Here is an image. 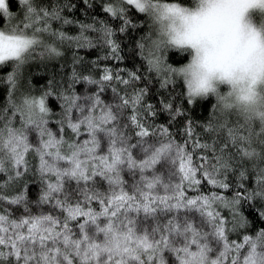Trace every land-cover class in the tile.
<instances>
[{
	"label": "snow or ice",
	"instance_id": "1",
	"mask_svg": "<svg viewBox=\"0 0 264 264\" xmlns=\"http://www.w3.org/2000/svg\"><path fill=\"white\" fill-rule=\"evenodd\" d=\"M142 0H0V264H264V140L176 79Z\"/></svg>",
	"mask_w": 264,
	"mask_h": 264
},
{
	"label": "clouds",
	"instance_id": "2",
	"mask_svg": "<svg viewBox=\"0 0 264 264\" xmlns=\"http://www.w3.org/2000/svg\"><path fill=\"white\" fill-rule=\"evenodd\" d=\"M255 6L264 8V0ZM247 7L231 0H201L198 9L184 10L187 32L177 42L195 48L186 69L195 95L213 89L216 75L233 83L239 99L248 100L256 80L264 77V35L249 23Z\"/></svg>",
	"mask_w": 264,
	"mask_h": 264
},
{
	"label": "trees",
	"instance_id": "3",
	"mask_svg": "<svg viewBox=\"0 0 264 264\" xmlns=\"http://www.w3.org/2000/svg\"><path fill=\"white\" fill-rule=\"evenodd\" d=\"M153 4H172L179 7L195 9L200 6L201 0H146ZM154 15L148 11L143 10L140 15V19L145 22V26L150 30L152 34L153 43L157 49L168 56L172 53L175 55L169 61L174 63L179 61L178 68H184L192 58L193 50L187 45H178L173 41H169V37L166 33L160 34V30L157 26V22L153 19ZM168 40V41H167ZM176 79L179 84H182L185 90L188 87V80L184 71L177 72ZM228 94V86L220 84L217 89L210 90L206 95H194V99L205 101L208 103L211 101L210 108L213 110L214 117L224 123H230L238 128V130L245 136L250 137L253 140H264V121L260 114H254L250 106L241 105V102H230L229 105H222L223 97ZM264 107V102H262Z\"/></svg>",
	"mask_w": 264,
	"mask_h": 264
},
{
	"label": "rangeland",
	"instance_id": "4",
	"mask_svg": "<svg viewBox=\"0 0 264 264\" xmlns=\"http://www.w3.org/2000/svg\"><path fill=\"white\" fill-rule=\"evenodd\" d=\"M145 7L143 10L148 11L154 15L153 19L157 22L160 34L166 33L169 39L178 45H187L190 46L193 50L192 57L195 54V48L191 44H181L178 43V38H181L187 32V26L183 18L184 10H196L189 9L184 7H179L172 4H153L146 0H142ZM232 3L237 4H246L249 5L244 12L249 21L254 27L261 31L264 35V8L256 7L258 0H231ZM192 59V58H191ZM191 61V60H190ZM189 61V63H190ZM189 63L183 68L188 82H190V73L186 71ZM213 84L214 89H217L220 84L228 86V94H225L223 97L222 105H229L232 102L236 101L237 103L241 102V105L250 106L254 114H262L261 116L264 121V107H262V102H264V77L256 80L255 84L252 86V95L248 100H241L238 97V92L234 88L233 83L226 78H217L216 75H213ZM210 91V90H209ZM231 102V103H230Z\"/></svg>",
	"mask_w": 264,
	"mask_h": 264
},
{
	"label": "bare ground",
	"instance_id": "5",
	"mask_svg": "<svg viewBox=\"0 0 264 264\" xmlns=\"http://www.w3.org/2000/svg\"><path fill=\"white\" fill-rule=\"evenodd\" d=\"M170 38V37H169ZM168 41V40H167ZM169 41H171V40H169Z\"/></svg>",
	"mask_w": 264,
	"mask_h": 264
}]
</instances>
